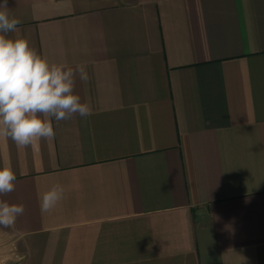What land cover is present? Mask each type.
Masks as SVG:
<instances>
[{"label": "crops", "instance_id": "1", "mask_svg": "<svg viewBox=\"0 0 264 264\" xmlns=\"http://www.w3.org/2000/svg\"><path fill=\"white\" fill-rule=\"evenodd\" d=\"M4 0H0L3 4ZM88 117L0 167V264H264V0H7ZM63 199L42 213L54 184Z\"/></svg>", "mask_w": 264, "mask_h": 264}, {"label": "clouds", "instance_id": "2", "mask_svg": "<svg viewBox=\"0 0 264 264\" xmlns=\"http://www.w3.org/2000/svg\"><path fill=\"white\" fill-rule=\"evenodd\" d=\"M21 23L10 17L7 0L0 4V137L11 139L18 148H27L41 139L55 137L53 119L57 122L79 114H92L89 104L75 94L76 78L89 79L86 65L75 68L49 62L29 41L21 36L10 38ZM17 179L10 165L0 167V196L15 190ZM65 189L57 183L40 198L42 213L50 212L63 199ZM24 213L22 204L0 199V226L15 224Z\"/></svg>", "mask_w": 264, "mask_h": 264}]
</instances>
